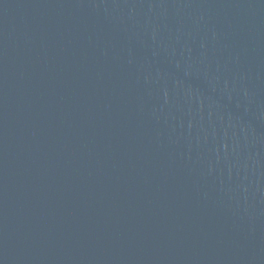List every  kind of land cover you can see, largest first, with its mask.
Listing matches in <instances>:
<instances>
[{"label": "water", "instance_id": "water-1", "mask_svg": "<svg viewBox=\"0 0 264 264\" xmlns=\"http://www.w3.org/2000/svg\"><path fill=\"white\" fill-rule=\"evenodd\" d=\"M0 264H264V0H0Z\"/></svg>", "mask_w": 264, "mask_h": 264}]
</instances>
